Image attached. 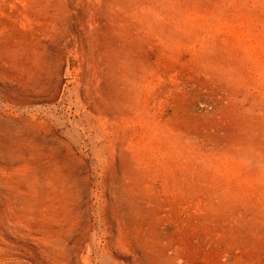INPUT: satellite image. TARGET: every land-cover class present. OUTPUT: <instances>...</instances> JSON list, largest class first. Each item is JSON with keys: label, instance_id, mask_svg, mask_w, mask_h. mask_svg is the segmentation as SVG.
<instances>
[{"label": "rangeland", "instance_id": "374dc122", "mask_svg": "<svg viewBox=\"0 0 264 264\" xmlns=\"http://www.w3.org/2000/svg\"><path fill=\"white\" fill-rule=\"evenodd\" d=\"M0 264H264V0H0Z\"/></svg>", "mask_w": 264, "mask_h": 264}]
</instances>
